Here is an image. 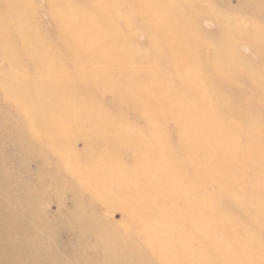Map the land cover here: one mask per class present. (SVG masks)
<instances>
[{"label":"bare ground","instance_id":"1","mask_svg":"<svg viewBox=\"0 0 264 264\" xmlns=\"http://www.w3.org/2000/svg\"><path fill=\"white\" fill-rule=\"evenodd\" d=\"M47 1L62 38L64 59L76 62L80 70L66 73L50 55L49 42L39 36L33 22L30 0H0V57L4 60L0 90L20 102L28 128L17 132L12 145L19 141L20 148L31 151L33 141L38 143L35 155L21 166L35 180L50 179L49 190L56 194L58 209L52 217L45 212L46 193L38 189L43 183L35 190L0 166V264H55L54 258L64 256L50 247L57 229L53 223L59 220L71 234L69 245L87 238L83 246L95 253L90 263L79 250L75 264H264V244L245 226H234V217L224 211L238 209L255 220L264 234V156L246 153L252 135L241 144L232 131L221 129L223 117L216 110L226 100L211 91V85L224 78L231 86L256 82L264 93V76L234 59L235 37L264 54V26L255 18L248 24L197 0H186L184 5L178 2L176 7L170 2L161 7L164 0H80L82 5L75 0ZM223 2L227 9H264V0ZM130 6L140 8L143 15L150 35L147 54L124 51L128 42L120 36L122 26L114 23L117 17L126 21L128 13L120 14V10ZM202 14L215 23L212 43L202 41L205 35L200 29L196 32ZM80 45L86 49L84 55L75 53ZM124 56L152 68L151 74H144L143 84L134 83L132 75L138 70L132 67L126 68L125 76L118 73ZM163 56L174 64L167 74L156 73L154 66ZM23 60L31 68L29 72L24 70ZM166 80L175 81L174 88L155 85ZM86 84L100 88L99 93L110 92L119 102L128 97L130 104H142L150 115V137L140 138L125 121L106 117L102 106L82 99L76 91ZM210 93L214 100L207 102L204 96ZM166 96L171 99L167 101ZM81 114H92L85 122L96 126L82 136L91 161L90 171L78 172L87 183L86 196L63 172L78 159L60 132L68 120L80 127ZM159 119L169 120L175 129L174 151L161 137L162 129L156 125ZM246 126L250 134L264 129L255 122ZM213 132L218 141L207 139ZM123 150L129 154L128 162L118 157ZM13 157H17L15 152ZM223 157L232 159L230 165L222 162ZM47 165L51 172L45 169ZM192 171L198 178L190 177ZM93 175H97L95 179ZM227 181L250 182L253 198L222 188ZM207 182L216 187L214 195L201 189ZM65 192L71 195L72 207L63 204ZM94 195L107 207L116 205L122 221L114 224L92 215L91 205L97 201ZM127 199L130 201L124 202Z\"/></svg>","mask_w":264,"mask_h":264},{"label":"rangeland","instance_id":"2","mask_svg":"<svg viewBox=\"0 0 264 264\" xmlns=\"http://www.w3.org/2000/svg\"><path fill=\"white\" fill-rule=\"evenodd\" d=\"M54 2H59V0H52ZM91 1H100V0H91ZM165 3H163V6L166 5V3H172L173 7L177 6L178 2H181V5L186 0H164ZM199 2H202L203 4H213L215 7H217L220 11L225 12L226 14L233 15L236 18L242 19L246 23L250 24L253 18H255L259 23L260 26H264V9L255 10L251 6H243L242 8L236 7L227 9L224 5L223 0H197ZM31 4L34 8V15H33V22L39 31L40 35L45 40H47L50 44V49L48 50L52 55L56 58V62H59L60 66H63L66 73H74L80 70V66L76 64V62H70L66 59L65 52L63 51L62 47V38L57 34L56 32V23L55 19L52 16V12L49 7V2L47 0H30ZM75 3L77 5H82V2L80 0H75ZM236 2H234L235 4ZM140 8L137 7H123L120 10V14L122 13H128L126 21H122L121 17H117L115 20V25L120 27L122 26L120 36L123 38V41H127V45L124 51L128 50H137L140 52V54H147L149 47V37L150 35L146 31L143 15L141 13V10L139 12ZM187 17V14H185ZM197 26L199 28L196 29V32H198V29L202 33H204L205 36H202L201 39H203V42L212 43L213 42V32L215 31V23L212 19L207 17L206 15L202 14L197 21ZM234 39L236 42V50L234 54V59L243 61L246 65L252 67L254 72L260 76H264V54L261 55L256 50L252 49L251 46H248L245 42L238 40L237 37ZM81 46V45H80ZM264 50V46H261ZM245 48V49H243ZM85 51V52H84ZM121 51V50H120ZM123 52V51H121ZM159 52V51H158ZM75 53L84 55L86 52L85 48L80 47V50L76 49ZM127 54V52H126ZM87 57V54H86ZM126 57L125 60L121 62V68L118 70V73L122 72V75L125 76L126 68L132 67L136 70H138V73L136 75H132V79L134 80V83H144L145 79V73L150 74L153 72L152 68L142 67V64H137L134 62L133 57ZM25 63V71L29 72L31 69L25 60H23ZM4 60L0 57V67H3ZM194 64H190V66H193ZM154 66L156 67L158 71L162 73H170L174 70V64L172 61H170L167 57H161L158 62L154 63ZM96 67V65H95ZM152 67V65H151ZM130 69V68H129ZM139 70L141 71L139 73ZM116 73L114 75L115 78L119 77V74ZM133 74V73H132ZM157 75V74H156ZM115 80H121V79H115ZM164 83V87L174 88L175 81L173 80H166V81H157L155 85H159ZM216 85H211V88L213 86V89L211 91H216L218 94L225 97L224 103H220V106H217V114L221 115L223 117V123L221 125V129H229L232 131L235 136L237 135L238 142L243 144L246 140L245 137L249 136L251 138L252 135V141L248 142V147L246 150V153L251 156H258L263 157L264 156V144L262 145V142H264V129H259L256 131H250L247 129V123L249 122H255L261 125H264V93L260 90L263 89L260 87L256 82H238L236 86H231L226 79L220 78L217 79L216 82H214ZM94 84V83H93ZM125 84H122L120 87L122 88ZM87 87V88H85ZM83 87L82 91L78 90L76 91L77 94L81 96L82 99H85L89 104L93 105V102H95V106H102L106 117H112V119H122L125 121L127 126L133 130L135 133L140 135V138L150 137L151 132L148 130V122H149V113L148 110H145L142 108L141 105H135L134 103L130 104V100L128 97H123L124 102H119L116 99H113L112 94L110 92L107 93H99L100 88L94 87L90 84H86V86ZM124 89V88H123ZM210 91V92H211ZM165 99L169 101L171 98L170 96H166ZM204 99L207 102L213 101L212 94H207L204 96ZM145 101V100H144ZM124 103V104H123ZM90 105V107H91ZM20 102L15 100L14 98H11L9 95L5 94L0 90V166L3 168L4 172L7 174H10L13 176L15 180H18V178L23 180L25 184L31 185L35 190H37L36 185L39 183L42 184V189H40L41 194H45L47 197V206L45 208V212L47 214H51V217L55 211L58 209L55 203V196L56 194L54 191L49 190L50 185L48 184L50 179L48 177H45L42 180H35L34 176L27 174V169L22 168V164L31 156H34L36 151L38 150V143L37 141H33V148L31 151H26L22 147L20 148V143L18 141L17 145H12L11 142L17 141L16 138H18L17 132L21 131L23 133L24 130L28 131L27 124L23 122V116H22V110L20 109ZM166 111V110H165ZM167 112V111H166ZM165 112V113H166ZM159 115V114H158ZM80 116L84 117L82 120L80 127H74L73 123L71 121H67L65 125L60 126V132L63 138L67 139L68 143L71 144L70 150L73 152L72 156H76L78 159L77 163L72 166H65V170L63 171L66 174V177L69 176L72 178L73 186L75 187L80 186L82 191L84 192V195L86 196L89 189H87V183L84 182V179L80 177V174L78 172H83L84 170H89L90 168V157H88V153L86 150L84 139L82 138L83 133L87 130L96 127L95 125H92L88 122H85L93 117V115H85L81 114ZM104 116V115H103ZM76 118V116H75ZM162 118V116L160 117ZM156 125L162 129L161 137L169 144V148L174 151L177 149V146L175 145V142L177 141V136L175 133V129L172 126V123L169 120L162 121L159 119L156 122ZM81 128L82 130L78 129ZM26 131V132H27ZM25 132V133H26ZM33 136V138L36 139ZM210 139H209V138ZM207 139L209 141H218L217 140V133H211L210 136H208ZM40 139L46 140L47 137H41ZM254 142H256V145H253ZM173 143V144H172ZM209 143V142H208ZM210 144V143H209ZM218 145V144H215ZM258 145V146H257ZM15 146V147H13ZM36 146V147H35ZM263 147V148H262ZM249 148V149H248ZM218 151V150H217ZM17 154V157H13V153ZM96 152V151H95ZM125 150L121 151L118 154V157L124 162H128V156L127 153L124 154ZM129 152V151H128ZM10 153V155H9ZM187 153V150L184 151V154ZM188 154H190V150L188 149ZM186 155V154H185ZM260 157V158H261ZM232 159L230 157H223L222 162L226 165H230V161ZM92 164V163H91ZM255 164L252 162V165ZM53 166V165H52ZM100 166V165H98ZM237 168V166L235 164ZM264 167V164H262ZM33 167V166H32ZM185 170L188 167V164H185L184 166ZM254 168V166H251ZM52 168L50 165H47V168H45L48 172H51ZM75 168V170H74ZM96 171V170H95ZM77 173V175H76ZM190 177H193V180L195 178H198L197 173L195 171L190 172ZM93 174V172H92ZM93 175L92 178L95 179ZM196 176V177H195ZM211 178V177H210ZM37 179V178H36ZM21 180V182H22ZM22 182V184H23ZM99 183L104 184V182L99 181ZM39 184V186H41ZM48 184V185H47ZM251 183L245 181L244 183H232V182H224L222 184V188H232L236 192H238L243 198L252 199V191H251ZM201 189L203 191H206L207 193L211 192L216 193V187L212 186V183L207 182L203 186H201ZM47 191V192H46ZM249 191V192H248ZM214 195V194H212ZM97 196V195H94ZM128 196V195H127ZM63 198V204L65 206L72 207L71 204V195L69 192H65L62 196ZM112 198V197H111ZM86 200V198H84ZM97 201L93 202V205H91V213L95 216V214L98 217L103 218L104 220L111 222V223H120L122 221L121 219V213L120 210L115 208V206L107 207L104 204H101L100 201H102L98 196L96 197ZM114 201V198H113ZM130 200H125L124 202H129ZM115 203V201H114ZM116 204V203H115ZM108 205V204H107ZM111 208V209H110ZM195 210V209H194ZM199 210V209H198ZM227 215H230L234 217V226L236 225H243L246 227V229L251 233L254 234L257 237V240L264 244V234L263 231H260V226H258L255 222V220L251 219L250 216H244L242 215L238 209H226L224 210ZM61 220L53 223L55 225L54 230V238L55 242L51 244L50 247L54 248L55 254L58 255H64L60 258H54L55 264H75V262L78 259V251L80 252L83 250V256L86 258L85 261L92 262L94 258V251L93 249L90 250V248H85L86 246H83V241H86L87 238H83V241H74L72 245H69L67 243L68 238L71 236L68 235V232L65 230V227ZM236 224V225H235ZM52 225V226H53ZM51 226V227H52ZM54 227V226H53ZM261 229H263L261 227ZM264 230V229H263ZM73 253V254H72ZM47 256V257H46ZM45 258L49 259L48 254L45 255ZM93 263V262H92Z\"/></svg>","mask_w":264,"mask_h":264}]
</instances>
